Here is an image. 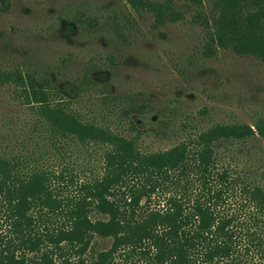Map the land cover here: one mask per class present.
Instances as JSON below:
<instances>
[{
    "label": "trees",
    "instance_id": "1",
    "mask_svg": "<svg viewBox=\"0 0 264 264\" xmlns=\"http://www.w3.org/2000/svg\"><path fill=\"white\" fill-rule=\"evenodd\" d=\"M126 1L152 14L155 27L182 17L174 0ZM183 1L210 4L208 54L230 51L264 63V0ZM3 84L35 110L58 157L74 140L107 149L100 175L84 182L67 165L56 171L26 156H0V264H244L250 251L264 259V186L220 163L225 144L264 139V120L215 125L146 153L137 138L83 121L35 71H2ZM98 240L110 247L95 249Z\"/></svg>",
    "mask_w": 264,
    "mask_h": 264
},
{
    "label": "rangeland",
    "instance_id": "2",
    "mask_svg": "<svg viewBox=\"0 0 264 264\" xmlns=\"http://www.w3.org/2000/svg\"><path fill=\"white\" fill-rule=\"evenodd\" d=\"M174 6L182 17L155 27L152 14L126 0H0V72L35 71L55 83L58 98L83 121L137 138L146 153L215 125L254 127L264 120V63L230 51L208 54L210 4L174 0ZM38 123L14 86L0 85L1 157L26 156L30 165L56 171L67 165L79 182L100 175L107 147L74 140L58 157ZM221 153L233 175L264 186L263 138L225 144ZM110 244L98 240L95 249ZM242 260L264 264L255 251Z\"/></svg>",
    "mask_w": 264,
    "mask_h": 264
}]
</instances>
